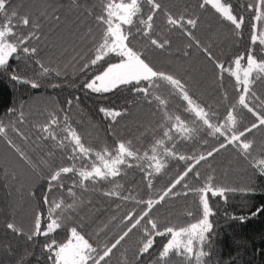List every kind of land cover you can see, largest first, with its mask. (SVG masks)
<instances>
[{"label":"trees","instance_id":"16d2710c","mask_svg":"<svg viewBox=\"0 0 264 264\" xmlns=\"http://www.w3.org/2000/svg\"><path fill=\"white\" fill-rule=\"evenodd\" d=\"M158 2L163 11H157L154 15L153 36L168 39L170 46L163 50H149L148 62L157 70L181 79L192 98L209 112L211 123H225L228 110L235 105L237 132L249 128L256 118L238 104L240 91L230 71L235 68L237 56L244 57L241 63L242 67H246V56L252 47L250 24L253 17L246 5L254 0H222L231 3L238 18L239 15L244 16L241 30H236L230 22L223 20L211 5L201 8L203 0ZM12 9L18 10L21 16L29 14L33 23L40 24V29L39 39L28 44L37 48L35 56L11 58L6 67L0 68V122L5 127V133H0V264H51L49 253L44 250L45 244L52 239L63 242L72 226H78V230L94 244L114 242L130 227L124 217L128 213L138 216L145 211V206L137 201L158 199L189 165L193 166V170L180 184H176L163 201L154 206L140 226L129 233L113 251L109 264H137V249L144 237V228H150L147 224L149 218L158 223L160 230L165 227L178 229L195 222L193 217L187 216V212L192 211L198 218V194L194 190L202 187L209 177L216 187L235 191L226 192L224 197H211L209 194L214 215L211 217L213 230L209 237L210 246L204 249L211 253L206 264H264V212L253 215L264 205V175L260 174L258 167L259 161L264 159V128L258 127L245 133L244 139L254 142L249 157L245 158L234 146H227L197 163L201 155L207 156L208 152L224 143V137L210 135L207 126L185 111L187 103L175 93L169 95L170 90L163 85L159 94L169 99V114L180 115L195 131L188 135L173 129V139H165L166 146L172 148L176 155L166 157L164 169L151 177L152 188H148L145 179L147 171H150L149 162L129 159L131 167H125L121 176L112 183H87L86 190L74 189L78 206L71 213L72 220L66 227L48 237L27 238L33 230L35 213L43 212L45 218L47 215L48 205L42 201L47 189L43 179L47 169L28 164L16 148L33 164H38L41 157L47 158L46 153L54 151L56 164L67 165L69 161L55 149V141L41 139L46 133L40 131V126L49 123L52 113L59 120V124L53 126L58 137L65 135L62 129L67 115L68 122L80 133L87 147L101 150L105 146L114 147L118 140H130L141 155L145 150L151 155V144L155 139L163 138L167 124L156 102L150 103L142 95H136L132 85L121 86L109 93H93L84 87L87 81L107 66L102 63V66L84 69L101 35L95 20L101 14V0H10L9 14ZM166 12L174 17L183 15L185 19L196 18L194 28L187 26L194 40L178 27L170 30L166 23ZM143 13L145 17L151 14L150 7L145 5ZM2 23H7V20L0 18ZM12 23L16 24L17 21L13 20ZM31 30L24 27L15 29L25 35ZM195 41L200 42L199 46ZM147 44L146 39L136 36L130 46L144 51ZM204 48L211 53V59L203 51ZM255 52H260L258 45ZM260 58L264 57L258 56ZM36 60L41 61L50 72L41 75ZM217 64H223L229 71L221 74ZM13 76L18 79H13ZM25 81H36L40 87L33 88ZM252 91L256 96H249L247 102L256 107L260 102L256 97L264 100V80H257ZM102 107L121 111L122 115L113 121L100 112ZM257 110L264 114V109ZM8 140L15 148L8 144ZM181 155L186 159L180 160L178 157ZM142 167L147 171H142ZM72 180L73 177L69 175L63 182L71 186ZM114 184L122 185L120 191L123 196L135 199L123 200L104 195ZM241 189H245V192H241ZM61 196L67 203L72 202L73 198L67 196L66 189L51 192L49 200ZM240 217L245 219L241 220ZM8 222L21 228L25 235L8 230ZM167 238L170 237H155L153 249L141 257L140 264H154ZM171 264H180V261L174 258Z\"/></svg>","mask_w":264,"mask_h":264},{"label":"snow or ice","instance_id":"6c2138e0","mask_svg":"<svg viewBox=\"0 0 264 264\" xmlns=\"http://www.w3.org/2000/svg\"><path fill=\"white\" fill-rule=\"evenodd\" d=\"M10 0H0V18L6 19L7 23L0 24V68L6 67L11 58L20 59L21 57H33L37 54L36 47L28 46L29 42L39 39L40 24L33 23L32 17L29 14L20 15L18 10L12 9L10 14L8 4ZM145 5L150 7L151 14L144 16L143 9ZM206 5L211 7L220 15V17L230 22L236 30H241L244 24V16L234 14L231 3L222 2V0H203L200 4L201 8ZM247 10L253 13L252 23L250 24L251 36L250 42L252 47L249 49L246 56V67H242L243 56H237L234 60L235 69L230 71V75L235 78L240 94L238 96V104L256 118V122L252 123L249 128L243 132H237L236 124L237 117L234 114L235 105L228 110L225 117V123L216 125L211 123V115L206 111L196 100L192 98L186 87V84L177 78L175 75L157 70L148 62L147 52L151 49L163 50L166 46H170V41L164 38H156L153 36L154 15L157 11H163L158 0H101V14L95 17L97 25L100 27L101 35L99 41L95 43L93 56L84 64V69L90 66H102V71L95 74L91 80L87 81L84 87L91 90L93 93H109L119 89L121 86L132 85L133 92L148 102H156L157 106L164 113V120L167 124L166 130L163 131V138L155 139L150 146L149 151L145 150L143 155L139 149H134L132 141L118 140L114 147H103L101 150H94L87 147L82 140L80 133L71 126L68 122V117H64V127L62 131L64 136L58 137L53 126L59 124V120L55 113L51 114L49 123L40 126V131L46 133L41 137L43 140L55 141L54 147L64 154V159L69 161L67 165L61 163L56 164L55 152L49 151L46 157H41L38 164H33L32 160L27 157L19 148H16L17 153L34 168H46L47 175L43 177L47 184V189L43 195L42 201L48 205L47 215L43 212H36L34 215L33 230L27 236L29 240L33 236L48 237L50 234L56 233L57 230L66 227L72 220L71 213L78 206L76 200L75 188L85 189L87 183H99L108 181L112 183L116 178L121 176L125 167H131L128 163L129 159L146 160L148 161V169L143 167L142 171H147L145 179L147 180L148 188H152L151 177L160 173L165 167V158L175 156L176 153L172 148L165 144V139L171 141L173 139L171 133L175 129L181 134L190 135L195 131L194 128H189L188 124L180 115L169 114L168 103L169 99L159 94V89L163 85L167 87L169 95L175 93L187 103L186 112L194 115L202 125L210 129V135L224 137V143H220L218 148H214L207 153V156L201 155L197 160L199 163L207 157H211L214 152H219L227 146H234L241 155L245 158L249 157L253 149L254 142L244 139L246 132H251L258 127L264 128V114L258 111L257 108L264 109V100L256 99L259 104L252 107L247 102L249 96H256L252 91L257 80H264V58L258 59V56L264 57V0H254L253 3L246 5ZM91 14V12H90ZM167 16L166 23L173 28H180L184 34L194 40L191 31L187 30V26L195 27L197 24L196 18L185 19L183 15L174 17L171 13H165ZM59 19V17H55ZM17 23L13 24L12 21ZM31 28L26 35L22 32L15 31L16 28ZM135 30V31H133ZM91 31V30H90ZM136 36H141L146 39L148 44L144 51H137L130 46L132 40ZM199 46V41H195ZM260 47V52H255L256 46ZM191 46V45H189ZM203 51L211 59V53L207 48ZM115 60V62H112ZM36 64L40 66L41 75H46L50 72L48 67L36 60ZM221 74L229 69H226L223 64H217ZM60 73H57L59 75ZM13 79L18 77L13 76ZM30 83L31 87L39 88L40 84L36 81H25ZM146 84V86H141ZM69 103H71L69 101ZM14 111V110H10ZM100 112L106 117H111L113 121L122 115L121 111L108 108H100ZM21 119L23 112H20ZM195 124L196 121L194 120ZM162 128L165 125H161ZM18 131V130H17ZM0 133H5V127L0 122ZM12 145V141H7ZM15 148V145H12ZM161 150L163 155H161ZM94 157V158H93ZM180 160H185V156H179ZM259 172L264 175V159L259 161ZM193 170V166L189 165L188 169L175 180V182L167 189L158 199H148L147 201L138 200V204L145 206V211L141 214L134 215L128 213L124 219L130 224L114 242H108L103 245L94 244L78 230V226H72L68 229L67 239L63 242H57L52 239L50 243L45 244L44 250L49 253L48 259L51 264H109V260L113 251L121 244L122 241L132 232L133 229L141 225V221L149 217L151 210L155 205L165 199L175 188L176 184H180L188 172ZM71 175L73 177L72 185L66 186L64 178ZM199 176V173H196ZM122 185L114 184V187L104 193L108 197H120L123 200L135 199L131 196H123L120 189ZM67 196L72 197V202L67 203L63 196L58 199L49 200V194L53 191L65 190ZM198 194V208L196 213L198 218L194 216L192 211L187 212L188 217H193L195 222L189 223L187 226L165 227L159 229L158 223L149 218L147 226L144 228V237L140 246L137 249V264H140L141 257L149 253L155 244V237H170L162 244L158 251L154 264H171L175 258L180 261V264H206L207 258L211 253L205 251L206 246H210L209 237L213 230L211 217L214 215L212 206L210 205V197H224L226 192L235 191V189H226L224 187H216L209 177L207 182L199 189L194 190ZM245 192V189H241ZM264 212V205L260 206L253 215ZM241 220L245 217H240ZM6 228L16 233L17 235H25L23 230L17 227L14 223L8 222Z\"/></svg>","mask_w":264,"mask_h":264},{"label":"rangeland","instance_id":"374dc122","mask_svg":"<svg viewBox=\"0 0 264 264\" xmlns=\"http://www.w3.org/2000/svg\"><path fill=\"white\" fill-rule=\"evenodd\" d=\"M234 69H235V68H234ZM234 69H233V70H234Z\"/></svg>","mask_w":264,"mask_h":264}]
</instances>
